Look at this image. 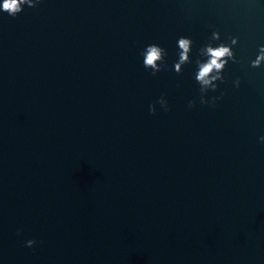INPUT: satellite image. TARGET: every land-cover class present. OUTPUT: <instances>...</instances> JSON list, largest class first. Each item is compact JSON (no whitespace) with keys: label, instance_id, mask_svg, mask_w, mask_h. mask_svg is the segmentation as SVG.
<instances>
[{"label":"water","instance_id":"1","mask_svg":"<svg viewBox=\"0 0 264 264\" xmlns=\"http://www.w3.org/2000/svg\"><path fill=\"white\" fill-rule=\"evenodd\" d=\"M213 31V46L238 38L239 61L214 107L193 77ZM181 36L192 63L177 74ZM262 45L264 0L0 10V264H264ZM161 96L169 110L150 114Z\"/></svg>","mask_w":264,"mask_h":264},{"label":"clouds","instance_id":"2","mask_svg":"<svg viewBox=\"0 0 264 264\" xmlns=\"http://www.w3.org/2000/svg\"><path fill=\"white\" fill-rule=\"evenodd\" d=\"M40 3V0H3L0 4V10L6 12L9 16L15 17L23 11L24 6L35 8ZM220 40L219 31H213L208 43L199 48L198 57L195 61L197 70L194 72L193 77L199 84V102L201 105L215 106L218 100L223 99L224 93L220 96H213L211 99L207 97L209 91L215 92L218 90L219 83L225 82L223 74L224 69L229 61L238 63L236 55L233 51V46L237 44V37H229L230 44L221 42L218 46H213L216 41ZM193 41L190 38L181 36L177 40L178 45V60L174 64V69L177 74L183 72L185 64L192 63L190 53L192 50ZM143 58V66L145 69H151V75L155 76L157 73L167 67L165 56L167 55L166 49L153 43L147 45L140 53ZM264 65V45L259 47L258 55L251 61V67L257 68ZM219 82V83H218ZM235 87L240 86V80L234 81ZM156 104H159L164 111L169 110V105L164 96H161L157 101L149 105L150 114H156ZM196 100H190L188 107H195ZM260 142L264 143V136H261ZM19 235V232L17 233ZM36 240H27L25 246L32 248L36 245Z\"/></svg>","mask_w":264,"mask_h":264}]
</instances>
